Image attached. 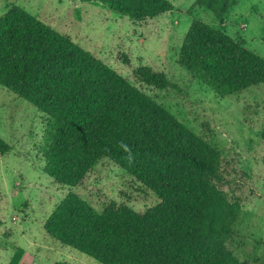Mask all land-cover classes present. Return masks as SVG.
I'll list each match as a JSON object with an SVG mask.
<instances>
[{
  "label": "trees",
  "instance_id": "1",
  "mask_svg": "<svg viewBox=\"0 0 264 264\" xmlns=\"http://www.w3.org/2000/svg\"><path fill=\"white\" fill-rule=\"evenodd\" d=\"M99 1L131 19L170 8L168 0ZM235 1L193 3L221 20ZM176 61L219 96L264 85V56L200 19L188 22ZM133 75L166 85L147 67ZM0 85L43 112L41 169L52 179L74 185L106 156L158 197L139 210L114 201L96 209L66 190L42 222L51 237L102 264H247L225 244L238 203L219 186L225 168L218 150L68 34L16 4L0 13ZM259 136L264 141V120ZM6 147L0 139V150ZM20 253L15 245L6 264H16Z\"/></svg>",
  "mask_w": 264,
  "mask_h": 264
},
{
  "label": "rangeland",
  "instance_id": "2",
  "mask_svg": "<svg viewBox=\"0 0 264 264\" xmlns=\"http://www.w3.org/2000/svg\"><path fill=\"white\" fill-rule=\"evenodd\" d=\"M168 1V10L143 19H131L99 0H0V13L16 4L68 34L214 146L225 168L219 186L238 203L225 244L238 259L258 264L264 258V141L259 136L264 85L219 96L190 77L176 53L188 22L196 18L264 56V0H236L221 20L193 0ZM139 67L160 71L166 85L140 82L133 75ZM42 116L0 85V139L7 145L0 150V264H6L15 245L21 247L16 264H102L44 230V217L59 197L72 190L96 209L114 201L136 210L158 197L106 156L74 185L52 179L41 169Z\"/></svg>",
  "mask_w": 264,
  "mask_h": 264
}]
</instances>
